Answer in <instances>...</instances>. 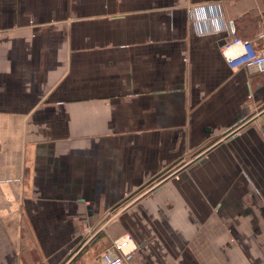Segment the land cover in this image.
<instances>
[{
  "label": "crops",
  "instance_id": "obj_1",
  "mask_svg": "<svg viewBox=\"0 0 264 264\" xmlns=\"http://www.w3.org/2000/svg\"><path fill=\"white\" fill-rule=\"evenodd\" d=\"M243 16L264 51V0H0V264L100 231L131 264H264V73L220 51Z\"/></svg>",
  "mask_w": 264,
  "mask_h": 264
},
{
  "label": "built area",
  "instance_id": "obj_2",
  "mask_svg": "<svg viewBox=\"0 0 264 264\" xmlns=\"http://www.w3.org/2000/svg\"><path fill=\"white\" fill-rule=\"evenodd\" d=\"M201 28L205 32L216 30L214 18L201 20ZM220 51L231 68H246L249 73H264V51L258 50L251 39L233 37L222 43ZM138 246L131 235L125 233L115 238L100 255V264H131L130 259Z\"/></svg>",
  "mask_w": 264,
  "mask_h": 264
},
{
  "label": "trees",
  "instance_id": "obj_3",
  "mask_svg": "<svg viewBox=\"0 0 264 264\" xmlns=\"http://www.w3.org/2000/svg\"><path fill=\"white\" fill-rule=\"evenodd\" d=\"M238 21H240V23L237 24V31L241 30L240 35H242L243 38L251 39L256 33L259 34L262 31L263 20L259 21V18L251 19L243 16L238 19ZM105 235L104 231L98 232L68 264H82L85 257H87L86 254H89V251L96 253L103 252L112 243V241L110 242L104 239Z\"/></svg>",
  "mask_w": 264,
  "mask_h": 264
},
{
  "label": "rangeland",
  "instance_id": "obj_4",
  "mask_svg": "<svg viewBox=\"0 0 264 264\" xmlns=\"http://www.w3.org/2000/svg\"><path fill=\"white\" fill-rule=\"evenodd\" d=\"M102 253V252H101ZM101 255V254H100ZM100 255H99V257H100ZM99 259V258H98Z\"/></svg>",
  "mask_w": 264,
  "mask_h": 264
}]
</instances>
